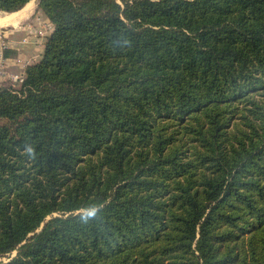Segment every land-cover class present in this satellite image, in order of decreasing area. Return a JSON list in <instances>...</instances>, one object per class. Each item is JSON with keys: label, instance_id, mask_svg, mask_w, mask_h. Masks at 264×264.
Segmentation results:
<instances>
[{"label": "trees", "instance_id": "trees-1", "mask_svg": "<svg viewBox=\"0 0 264 264\" xmlns=\"http://www.w3.org/2000/svg\"><path fill=\"white\" fill-rule=\"evenodd\" d=\"M37 7L0 87V264H264V0Z\"/></svg>", "mask_w": 264, "mask_h": 264}, {"label": "crops", "instance_id": "crops-1", "mask_svg": "<svg viewBox=\"0 0 264 264\" xmlns=\"http://www.w3.org/2000/svg\"><path fill=\"white\" fill-rule=\"evenodd\" d=\"M29 10H27L25 15L16 24L18 25V31L15 32V34H19V37H9V39L6 38L5 41L7 48L4 50L5 53L3 55V65L8 75H24L26 66L38 62L43 52L44 45L41 46V48L36 47L34 46V44H32V40L37 32L40 31L38 29L40 27V22L48 20L44 16V14L40 12L37 5L36 7L35 5L31 6ZM38 13H40L41 16L35 17ZM9 26L13 25L10 24ZM1 27L2 26H0V28ZM0 32H2V35L4 37H7L6 35H9V32L6 33L2 30H0ZM7 84L8 81L3 83V85L5 86Z\"/></svg>", "mask_w": 264, "mask_h": 264}, {"label": "rangeland", "instance_id": "rangeland-1", "mask_svg": "<svg viewBox=\"0 0 264 264\" xmlns=\"http://www.w3.org/2000/svg\"><path fill=\"white\" fill-rule=\"evenodd\" d=\"M38 4V0H31V5L36 7V5ZM41 12V11H40ZM4 13H7V12H3V11H0V14H4ZM41 14L38 13L35 17H40ZM37 22H40V21H37ZM23 25V24H22ZM18 25H13V26H2L0 28V30H2L3 32H6L8 33L9 32V35H6L7 37H5V40L6 41V38L9 39V37H19V34H15V32H17L18 30ZM40 31L37 32V34L34 36L33 40H32V44H34V46L36 47H40L43 46L45 44V41H46V38L49 36V34L51 33V30H52V25L49 23V21H44V22H40V27L38 28ZM11 34V35H10ZM22 34V33H21ZM23 35V34H22ZM38 36V37H37ZM15 38V37H14ZM44 48V47H43ZM5 53V52H4ZM3 53V55H4ZM6 86H10L9 84L6 85ZM14 87H18V84H15ZM16 255V252L14 251L10 257H14ZM6 260V258H0V261H4Z\"/></svg>", "mask_w": 264, "mask_h": 264}, {"label": "built area", "instance_id": "built-area-1", "mask_svg": "<svg viewBox=\"0 0 264 264\" xmlns=\"http://www.w3.org/2000/svg\"><path fill=\"white\" fill-rule=\"evenodd\" d=\"M3 39H5V37L2 35V32H0V87H4L5 85H3V83L7 81L10 86H14L15 84L19 85L22 82L24 75H8L3 65V53L7 48L6 42Z\"/></svg>", "mask_w": 264, "mask_h": 264}, {"label": "bare ground", "instance_id": "bare-ground-1", "mask_svg": "<svg viewBox=\"0 0 264 264\" xmlns=\"http://www.w3.org/2000/svg\"><path fill=\"white\" fill-rule=\"evenodd\" d=\"M31 1L28 2L21 10L13 13L0 14V26L16 25L18 21L25 15L27 10L31 8ZM30 11V10H29Z\"/></svg>", "mask_w": 264, "mask_h": 264}]
</instances>
